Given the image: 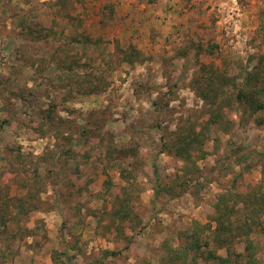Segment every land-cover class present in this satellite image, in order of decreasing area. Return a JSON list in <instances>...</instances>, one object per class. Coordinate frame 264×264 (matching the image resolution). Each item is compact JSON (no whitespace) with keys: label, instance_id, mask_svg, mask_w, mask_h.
Segmentation results:
<instances>
[{"label":"rangeland","instance_id":"374dc122","mask_svg":"<svg viewBox=\"0 0 264 264\" xmlns=\"http://www.w3.org/2000/svg\"><path fill=\"white\" fill-rule=\"evenodd\" d=\"M50 1L0 0V264H157L164 241L177 244L194 222H210L219 194H246L262 178L259 166L245 168L254 154L240 164L235 157L264 152V125H240L235 106L226 112L229 132L210 127L201 152H192V179L202 186L188 182L180 196L163 192L156 200L153 190L183 167L163 151L164 140L187 119H196V132L208 119L190 85L198 70L215 66L235 77L264 57V0H72L79 32L103 41L113 67L95 94L78 91L86 84L83 69L71 87L57 81L53 56L63 57L57 49L66 37L47 42L20 34L21 20L33 14L51 27L42 6ZM58 23L61 31L65 24ZM197 44L218 48L196 55ZM85 47L89 58L97 55ZM130 47L141 63L120 62V50ZM184 47L187 55L178 57ZM49 112L57 134L38 126ZM108 143L135 155L124 163L138 162L130 220L112 216L127 183L105 168ZM18 198L26 214L13 206ZM252 239L261 246L255 264H264V219ZM235 247L243 251V244Z\"/></svg>","mask_w":264,"mask_h":264},{"label":"trees","instance_id":"16d2710c","mask_svg":"<svg viewBox=\"0 0 264 264\" xmlns=\"http://www.w3.org/2000/svg\"><path fill=\"white\" fill-rule=\"evenodd\" d=\"M42 6L51 14V27L41 26L36 15L33 14L30 20H21L22 31L20 34L25 37L29 36L35 41H49L48 38H52L55 42H61V39L66 37L67 40L61 43L57 49L64 54L63 57L53 56L57 61V81L71 87L74 82L73 73L77 69H83L86 84L78 91L87 94L99 92L105 85V76L113 70L110 61L105 59L107 54L102 48L103 41L101 39L93 40L88 35L79 32L82 20L73 16L71 12L73 10L72 0H53ZM58 20L65 24L61 31L57 30L60 23ZM262 28L264 29V26ZM66 30L67 34L65 35ZM260 41L264 47V32ZM85 45H88L92 49L91 51L97 55L89 58L87 53L89 49ZM194 48L196 55H213L218 47L209 45L203 48L201 44H197L194 45ZM187 49L189 48L184 47L177 51V56H186ZM120 52L122 54L121 63L133 65L137 62L141 63L143 60L140 51L133 47L125 51L120 50ZM98 61L100 63L96 65ZM196 74L190 85L204 102L205 114L208 119L201 126L199 132H196L194 127L196 119H187L181 127L171 132L164 140L163 151L182 161L183 167L167 185L156 184L153 188L155 200L163 192L175 197L180 196L186 190L188 182H195L194 186L198 189L202 186L198 179H192L198 171L192 152L196 149L198 150L195 152H201L199 148L203 142V133L210 127H217L225 133L229 132L234 124L226 115L227 111L238 106L240 125L249 122L257 126L264 125V57L257 61L252 70L242 71L235 77L228 76L227 72H222L215 66H204ZM45 119L46 121L39 123V128L45 127L46 132L53 131L54 134H57L56 130L54 131L55 122L50 112ZM3 122L6 123V121ZM130 151L129 148L118 149L108 143L104 161L105 168L116 170L119 173V178L127 183V186L123 187L121 193L115 197L112 212L113 217L121 216L127 220L131 219L133 213L130 207L131 191L135 188V172L138 170L137 160L133 159L128 164L122 160L131 156L135 157V155L129 154ZM249 154H254V157L248 161L245 168L251 169L255 166L261 168L262 178L258 185L246 194L236 193L232 190L219 194L210 222L206 224L194 222L186 232L181 233L180 242L177 244L168 240L164 241L161 255L157 258L153 256L154 259H157V264H255L261 246L255 239H252V236L261 227L264 219V152L244 151L242 155L239 154V157H235V161L240 164L248 158ZM103 172L106 173L105 169ZM105 184H110L108 177ZM22 186L24 190L28 188L25 184ZM29 196L31 198V195ZM24 205L25 200L18 198L13 206L21 213L26 214L27 210ZM135 223L134 221L133 225ZM131 228L133 229V227ZM236 244H243L242 252L236 250ZM219 251H224V255L219 254ZM117 254L105 252L104 256H116ZM141 264L151 263L143 261Z\"/></svg>","mask_w":264,"mask_h":264}]
</instances>
